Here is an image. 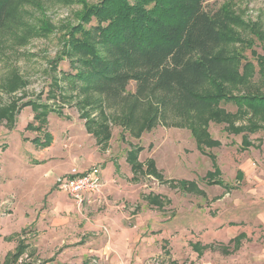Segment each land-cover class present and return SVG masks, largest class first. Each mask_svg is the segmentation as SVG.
<instances>
[{
    "label": "rangeland",
    "instance_id": "rangeland-1",
    "mask_svg": "<svg viewBox=\"0 0 264 264\" xmlns=\"http://www.w3.org/2000/svg\"><path fill=\"white\" fill-rule=\"evenodd\" d=\"M100 2L101 0H26L23 6V24L0 38V264H4L8 253L15 251L21 236L28 237L25 243L30 255L27 261L33 260L31 264H40L38 261L41 264H56L59 261L57 256L61 252L53 258H49L52 250L46 252L47 256L37 254L35 246L44 239L34 236V225L23 227V223H31L43 215L49 194L32 193L28 196L27 203H20L17 197L23 198L25 193L23 190L19 193L18 191L22 183L26 182L23 175H36L35 167L39 162L37 158L41 154L36 153L35 140L44 141L47 135L53 138V143L54 138L58 141L79 135L78 130L71 133L66 126L70 122L84 121L81 116L85 112H88V117L95 124L109 122L108 125L112 126V153L118 152L121 156H126V151L130 148H142L139 155L142 163L152 159L156 161L158 170H168L167 177L175 178L181 177L177 172L181 168L177 160H181L188 165L187 176L195 179L201 188L208 190L210 198L215 192L225 194L223 189L210 190L211 185L204 179V175L206 171L212 170V161L200 153L192 133L176 126L177 122L174 127L160 125L138 137L116 123L114 114L104 112L102 118L99 108L87 106L99 105L95 95L68 90L64 75L73 68L71 58L64 60L63 57L70 47L69 32L83 23L80 15L85 6H94ZM222 5L228 6L229 13L236 19L231 27L232 32L239 38L233 44L234 49L244 57V62L254 66L250 85L242 89L234 88L231 92L235 95L257 90L264 92V75L260 74V62L253 55L255 52L258 57H264V0H208L206 7L218 9ZM135 87V83L131 82L129 91L133 92ZM29 103L46 107V120L37 122L36 113L28 106ZM223 108L233 114L237 111L232 104H223ZM251 114L248 115L249 118ZM227 119L210 121L208 129L211 137L219 141L221 146L207 151L218 159L226 182L236 185L237 181L233 178L238 169V160L244 151L250 157L252 169L258 173L264 171V121L258 122L261 124L260 128L249 136L253 147L242 150L244 133L235 134L230 130V125L235 122L236 126L242 127L246 125L245 120L243 117ZM42 151L43 149L39 153ZM139 176L140 184H133L138 187L133 188L131 196L128 197L130 200L124 202L138 214L141 227L137 232L134 230L135 234L128 235L133 237L126 238V246L119 253L121 256L115 257L117 263L113 262L116 259L111 256L104 258V264H253L252 261L254 264H262L257 262V258L255 261L248 259L246 254L232 252L234 244L225 236L230 231L229 216L232 213L228 195L224 198L225 202L212 205L208 198L195 194L186 195L176 187L171 188L168 184L171 180H166L164 175L163 180L159 179L161 182L154 177ZM259 184V179L255 178L245 183V186L248 185L254 189L253 192H258ZM243 193L234 194L233 197ZM150 194L163 197L166 208H151L146 200ZM168 199L170 204L166 203ZM201 204L207 205L203 207L204 213L200 212ZM259 205L254 204L257 207ZM244 209H241L242 213ZM129 212L130 216L134 214L133 211ZM223 215H229L225 218V224L215 227L209 225L215 222L213 217L224 220ZM126 228L131 229L132 226ZM219 236L225 238L217 240ZM108 237V233L104 234V247L112 245L114 249H119L118 243H111ZM133 238L135 242L130 241ZM209 241L213 250H207L199 258L192 245H204ZM96 261L98 263L94 264H101L99 259ZM64 264L75 262L64 260Z\"/></svg>",
    "mask_w": 264,
    "mask_h": 264
},
{
    "label": "trees",
    "instance_id": "trees-1",
    "mask_svg": "<svg viewBox=\"0 0 264 264\" xmlns=\"http://www.w3.org/2000/svg\"><path fill=\"white\" fill-rule=\"evenodd\" d=\"M25 1L0 0V38L23 24ZM207 2L101 0L97 5L85 6L80 15L83 23L68 35L70 47L63 58H71L73 69L64 75V81L69 91L95 95L99 105L87 106L99 108L102 118L104 112L114 114L116 123L138 137L160 125L174 127L177 122L176 126L192 133L200 153L213 162L214 171L205 177L207 183L229 190L226 182L214 181L221 172L215 155L207 149L213 150L221 143L211 137L209 123L243 117L246 125L236 126L234 122L230 130L244 133L242 150H248L253 146L249 136L260 128L258 122L264 121V92L232 94V89L250 85L254 66L244 62L234 49L239 38L232 32L236 19L228 6L207 9ZM253 55L264 75V57L255 52ZM131 82L136 85L133 92L129 91ZM223 104L234 105L236 113L227 112ZM28 106L36 113L37 122L46 120V107ZM82 117L87 132L107 147L113 137L109 122L95 124L88 112ZM45 138L34 144L49 147L53 138ZM142 151L132 147L127 153L133 174L161 180L154 160L139 161ZM179 186L189 193L197 192L196 183L182 181ZM192 247L200 256L203 254L200 244ZM23 250L20 247L16 254L8 255L4 264H15Z\"/></svg>",
    "mask_w": 264,
    "mask_h": 264
},
{
    "label": "crops",
    "instance_id": "crops-1",
    "mask_svg": "<svg viewBox=\"0 0 264 264\" xmlns=\"http://www.w3.org/2000/svg\"><path fill=\"white\" fill-rule=\"evenodd\" d=\"M66 128L71 133L74 132L73 130H78L79 135L70 136L58 141L54 138V142L47 148L35 145L37 155L41 154L37 158L40 163L38 162L35 167L36 175H23L26 182L22 183L18 193L20 190H23L25 196L23 198L18 196L17 198L20 203H27L28 196L32 193L49 194L48 204L43 210L42 216L34 219L31 223H23V227L26 228V226L34 225V236L44 239L35 246L38 250L37 254H46L45 256H47L48 251L52 250L49 258H53L58 252H61L57 256L60 259L57 262L55 261L56 264H64V260H73L75 264H94L97 262L96 259H99V262L104 264V258L106 257H120L119 253L124 250L127 239L133 237H128V235L135 234L134 230L137 232L141 227L138 214H135L134 210L124 202L130 200L128 197L131 196L133 188L138 187V185L133 184H140L141 179L139 175L135 176L133 174L131 166L127 162V154L126 156H121L118 152L112 153L111 145L114 142L113 137L107 147L104 148L98 144L92 134L87 132L83 120H78V123L70 122ZM41 149L43 151L39 153ZM128 151L126 152L128 153ZM246 154L247 151H244L237 163L238 169L233 178L238 183L236 185L226 182L222 167L218 164L219 162L216 158L221 174L214 181L221 180L226 182L229 185V190L219 185H211L210 190H213V188L223 189L225 193L218 194L214 191L215 195L212 198H210L208 190H204L195 179L187 176V163L177 160L181 166L177 170L181 174L180 178L167 177L168 170H161L159 168L158 171L161 176L164 175L166 180H171L168 183L171 185V188L176 187L186 195L195 194L205 199L208 198L209 202H212V205L225 202L224 198L228 195L230 207L232 213H234H231L230 216L228 215L231 226L229 225L230 231L225 236L229 237L228 240L231 244H234L232 252L246 254L249 256L248 259L252 260L257 258L258 261H255L264 264V171L258 173L253 170L250 157ZM139 161L142 162L140 156ZM174 164L176 165V160ZM93 166L99 167L102 174L103 187L100 196L87 197L84 205L79 207L70 197L56 189L57 179L68 175L72 169L77 168L85 171ZM213 171L212 162V170L206 171L204 179L209 172ZM144 177H154L157 181H160L153 175H144ZM255 178H258L260 181L257 188L258 192H253L254 189L248 185L245 186V183H249V181H253ZM172 179L178 180V182ZM161 180H163V176ZM182 181L196 183L197 192L189 193L182 190L179 186V183ZM237 193L243 194L233 197ZM258 194L260 196H257ZM156 197H159V203L156 202ZM146 200L151 208L162 210L166 208L164 207L163 197L150 194L146 197ZM169 201L168 199L166 203H169ZM254 204L260 205L257 207ZM9 205L11 206L10 203ZM250 206L253 207L250 208ZM203 207H207V205H200V212L202 213H204ZM241 209H244V213H242ZM127 210L133 211L134 214L130 216V212ZM228 216L223 215L224 220H218L220 217H213L215 222L213 221L209 225L212 227L221 226L226 223ZM206 221L209 223L207 219ZM129 225L132 226L131 229L126 228ZM107 233L109 235L108 240L111 243H118L117 247L119 249H114L112 245L104 247V234ZM27 238V236H21V241L15 248V251L6 255V257L10 254L14 255L20 247H23L24 250L15 264H31L33 262V260L27 261L30 256L27 253L28 245L25 243L27 242ZM45 238L48 239L45 240ZM224 238L219 236L217 240H223ZM130 241L135 242V239L133 238ZM196 244H200L202 248L203 254L200 256L192 247L199 258H202L207 250H213L210 241L204 245L201 243ZM38 262L41 264L40 261ZM113 262L117 263V259L113 260ZM251 263L254 264L255 262L252 261Z\"/></svg>",
    "mask_w": 264,
    "mask_h": 264
},
{
    "label": "built area",
    "instance_id": "built-area-1",
    "mask_svg": "<svg viewBox=\"0 0 264 264\" xmlns=\"http://www.w3.org/2000/svg\"><path fill=\"white\" fill-rule=\"evenodd\" d=\"M102 187V174L97 166L85 171L74 168L56 181L57 190L70 197L79 207L84 205L87 197L100 196Z\"/></svg>",
    "mask_w": 264,
    "mask_h": 264
}]
</instances>
